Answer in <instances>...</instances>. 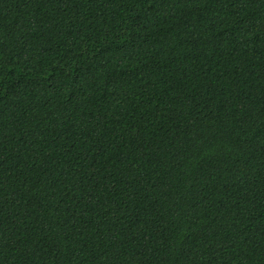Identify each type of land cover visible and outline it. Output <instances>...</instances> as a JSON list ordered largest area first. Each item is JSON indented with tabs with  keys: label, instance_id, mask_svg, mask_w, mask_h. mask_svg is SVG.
<instances>
[{
	"label": "trees",
	"instance_id": "16d2710c",
	"mask_svg": "<svg viewBox=\"0 0 264 264\" xmlns=\"http://www.w3.org/2000/svg\"><path fill=\"white\" fill-rule=\"evenodd\" d=\"M0 264H264V0H0Z\"/></svg>",
	"mask_w": 264,
	"mask_h": 264
}]
</instances>
